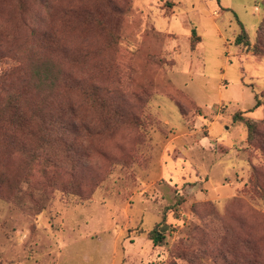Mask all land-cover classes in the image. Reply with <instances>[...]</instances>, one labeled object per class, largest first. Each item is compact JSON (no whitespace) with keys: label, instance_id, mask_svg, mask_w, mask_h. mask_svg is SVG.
<instances>
[{"label":"rangeland","instance_id":"rangeland-1","mask_svg":"<svg viewBox=\"0 0 264 264\" xmlns=\"http://www.w3.org/2000/svg\"><path fill=\"white\" fill-rule=\"evenodd\" d=\"M263 18L264 0H0V74L52 64L77 123L47 177L39 160L0 196V264H264V138L234 120H264V55L235 44Z\"/></svg>","mask_w":264,"mask_h":264},{"label":"trees","instance_id":"trees-1","mask_svg":"<svg viewBox=\"0 0 264 264\" xmlns=\"http://www.w3.org/2000/svg\"><path fill=\"white\" fill-rule=\"evenodd\" d=\"M193 47L200 38L192 30ZM236 46L253 55H264V18L259 24L255 42L247 31H241L235 37ZM47 62H32L23 70L17 66L12 71L0 74V196L8 197L19 188L15 172L19 171L28 179L39 160L46 161L42 173L47 177L51 155L64 152L65 136L68 128H77L75 115L64 92L68 90L67 80L61 70L54 71ZM255 93V105L252 110L264 106V92ZM246 113V112H245ZM245 113L234 115L235 122L244 124L247 130L248 146L261 143L264 134L259 130L264 120L255 121L245 117ZM16 156L15 165L6 162ZM5 190V191H4ZM163 236L155 228L148 233V239L155 245Z\"/></svg>","mask_w":264,"mask_h":264},{"label":"crops","instance_id":"crops-1","mask_svg":"<svg viewBox=\"0 0 264 264\" xmlns=\"http://www.w3.org/2000/svg\"><path fill=\"white\" fill-rule=\"evenodd\" d=\"M173 8V6L171 7V9ZM214 13H217L216 11ZM168 13L164 14L163 16H167Z\"/></svg>","mask_w":264,"mask_h":264}]
</instances>
